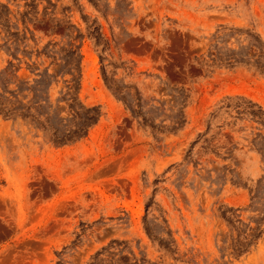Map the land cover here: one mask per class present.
I'll list each match as a JSON object with an SVG mask.
<instances>
[{
  "label": "rangeland",
  "instance_id": "obj_1",
  "mask_svg": "<svg viewBox=\"0 0 264 264\" xmlns=\"http://www.w3.org/2000/svg\"><path fill=\"white\" fill-rule=\"evenodd\" d=\"M0 264H264V0H0Z\"/></svg>",
  "mask_w": 264,
  "mask_h": 264
}]
</instances>
